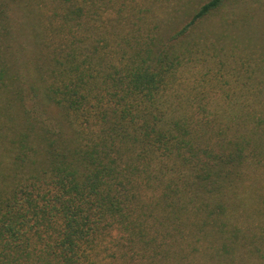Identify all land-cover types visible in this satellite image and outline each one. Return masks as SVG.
Wrapping results in <instances>:
<instances>
[{
    "label": "trees",
    "instance_id": "16d2710c",
    "mask_svg": "<svg viewBox=\"0 0 264 264\" xmlns=\"http://www.w3.org/2000/svg\"><path fill=\"white\" fill-rule=\"evenodd\" d=\"M156 1L0 0V264L264 258V54H226L221 35L242 30L217 15L229 0L169 28ZM14 4L48 124L13 122L27 98L5 56Z\"/></svg>",
    "mask_w": 264,
    "mask_h": 264
},
{
    "label": "rangeland",
    "instance_id": "374dc122",
    "mask_svg": "<svg viewBox=\"0 0 264 264\" xmlns=\"http://www.w3.org/2000/svg\"><path fill=\"white\" fill-rule=\"evenodd\" d=\"M207 0H161L160 3L156 1L152 4V15L155 21L163 20L162 25L165 28L174 27L190 17L193 12ZM30 10L26 9L25 5H12L9 16L12 23L13 36L7 41L10 50L5 51V56L8 58L11 65V73L16 77L15 82L12 86L19 84L23 87L24 93H26V102L23 104L19 110V116L13 121L15 125L23 124L28 125V123L35 120L43 124H48L52 120H48L53 114V106L46 105L42 109L39 108L38 104L35 103V90H30V84L34 82L37 78L36 73H33L32 63L35 61L36 57L39 56L40 50L38 44H36V35L32 29L33 24L29 23L31 15ZM217 15H223L227 20L235 19L238 25H241V32L234 31V37H228L226 35H221L224 37L222 43L226 46V54H231L232 57L248 56L246 60L250 61L249 55L257 56L258 52H261V56L264 54V0H229L221 11ZM212 16L204 24V30L210 29L208 26H215L221 23L222 19L219 17ZM31 28V30H30ZM167 32V31H165ZM37 34V33H36ZM38 37V36H37ZM209 44L211 42L209 41ZM252 48V51L251 49ZM253 53V54H252ZM11 54L13 56H8ZM252 57L254 59L255 57ZM10 59H12L10 63ZM229 62L226 61L225 66L222 71L224 75L228 77L229 72ZM13 68L15 70H13ZM32 71V72H31ZM32 75V76H31ZM32 97V98H30ZM33 105L37 107L35 109L26 111L32 108ZM26 109V110H25ZM40 117H38V112ZM40 110L42 112H40ZM46 117V118H43ZM44 121V122H43ZM13 137V135H11ZM259 248L263 250L264 254V240L261 238L257 242ZM261 255V254H260ZM256 264H264V258L259 259Z\"/></svg>",
    "mask_w": 264,
    "mask_h": 264
}]
</instances>
